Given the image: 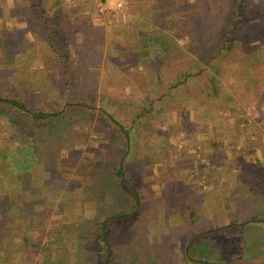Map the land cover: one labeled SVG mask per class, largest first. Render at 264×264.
<instances>
[{"label":"rangeland","instance_id":"obj_1","mask_svg":"<svg viewBox=\"0 0 264 264\" xmlns=\"http://www.w3.org/2000/svg\"><path fill=\"white\" fill-rule=\"evenodd\" d=\"M7 1L4 4H13V0ZM95 1L96 17L92 18V7L88 5L90 3H84V0H76L78 4L84 3L80 6L81 13L78 15L85 17L86 22H92V27L101 28L106 38L104 37V42L97 45L89 43L81 46L78 39L69 44L74 57V65L70 71L73 78L72 92L76 96L79 89L87 93L95 91V100H91L90 103L97 102L96 108L102 106L108 108L127 126L132 123V117L140 108L146 109L142 121L150 120L148 126L138 125L130 131L131 142H128L122 156L123 164L125 161L128 169L131 172L136 171L140 176L139 197L147 200V203L158 196L171 199L174 191H170L168 185L172 182L180 186L181 192L190 191L191 189L184 188L185 184L182 181L172 176L177 163L182 160L177 158L181 156L182 162L189 165L190 148H192V152L198 156L199 170L204 164L212 165L209 162V152L213 150L210 148V141L220 132V129L216 130V126L225 128L223 134H235L240 131L242 134L255 135L253 133L255 130L256 134L262 136L264 124L261 118L264 116V104L259 107L255 103L252 83L253 79H260L261 90H264V0H250L244 7L246 10L254 9V13L249 16L250 32L253 33V42L261 41V44L260 49L251 58L262 65L249 73L247 62L251 59H245L242 54L244 51L249 55V48H245L240 40H236L233 50L224 56L222 70L208 68L200 78H190L187 85L175 87L176 89H172V95H168L169 102L164 101L166 87L177 76L178 64L182 67L178 60L176 62L177 57L185 62V66H189L197 54L187 51L182 58L180 54L177 56L174 52L163 53L170 57L160 66L161 78L155 74L156 70L153 71L151 68V71L146 73L149 77L141 81L139 75L145 70L139 64L137 55L139 47L141 48L143 44V36L139 31L146 30L149 24L144 13L146 11L150 22L151 4L148 0H124L123 6L118 7L116 5L118 0ZM181 1L186 3V0ZM187 2V9L193 14V22L190 23L195 25L201 23L209 25L210 19L200 20L198 16L203 13L208 17L214 10H220L226 15L231 4V0H188ZM100 4L105 6L103 12L99 10ZM6 6L4 5L7 14ZM174 12L180 13L181 10L175 8ZM182 13L183 11L179 15L182 16ZM74 14L70 13L71 16ZM20 18L23 19L24 15L21 14ZM114 19L117 21L116 28H104L113 24ZM5 20V17H0V28L5 26ZM179 24L180 21L176 23L178 26ZM202 24L195 26L200 31V35L195 38L201 39L209 35ZM176 25L174 29L167 31L168 34L176 32ZM131 33L134 37L132 42L129 46H124L129 53L128 62L124 61L125 50L110 45V41L122 40ZM210 33L212 41H215L217 35ZM245 36L247 37L246 34ZM164 37L167 38L165 35ZM186 38H178V40L184 45ZM147 40L151 44L149 49L160 64L158 45H153L154 42ZM194 42L197 46L200 45L199 41ZM21 45L23 49L26 48L23 42ZM36 48L37 56L31 62H28L29 56L24 57L23 62L28 64V68L23 67L21 70L23 72L24 69L28 70L31 67L36 69L38 78L33 81V86L42 91L51 88L50 77L40 67L43 65L41 57L45 47L39 43ZM19 49L20 45L17 50L20 51ZM84 55L86 58H83ZM147 58L149 60L152 57L147 56ZM14 76L16 75L11 77ZM215 77L220 89L219 92H215L216 100L210 102L204 98L202 91L208 85L214 87L212 78ZM64 87L65 84L59 81L51 91L45 92L49 101L55 106L62 105L64 108V117L56 121L54 130L45 125L34 128L35 134L29 135L24 132L29 128V124H23L19 132V124L12 123V119L18 118L8 117L4 110L0 111V264H77L78 254L81 259L90 256L86 249L88 246L84 245L86 239L81 240L83 243L79 245L76 241L79 242L78 235L82 236L79 233L80 227L84 228L85 223H88V219L95 213L125 214L140 210L144 212V208L146 212L150 207L148 204L137 205L133 211L120 212L131 192L128 190L123 192L113 182H106L105 178L108 177L110 166L101 158L94 157L95 140L102 139L100 132H94L98 111L90 114L91 112L83 107L75 110L65 109L64 103L68 100L61 96L62 93L65 95ZM247 94L251 96L249 102L244 99ZM245 118L249 127L243 120ZM50 120L53 124L54 118ZM13 126L16 127V131L11 134L8 132V127ZM253 126H255L254 130ZM167 131L176 133L165 140L167 148L171 149L167 156L171 161L168 166H164L165 168L160 163L163 169L160 171L158 167L160 154L157 151L160 143L159 134ZM147 138L151 140V145L148 141L144 142ZM120 142V136L114 135L111 142L106 143L102 148L106 153L111 154L113 149L118 148ZM186 147L190 148L181 149ZM145 148L147 150L144 152ZM149 150L151 152L147 153ZM231 155L230 162L242 164L243 159L253 158L254 153H238L234 156L230 147L223 150L224 158ZM257 155L260 156L259 152ZM259 158L264 161V153ZM228 159H226L227 164ZM215 161L217 163L218 159ZM4 163L9 167L8 169L1 167ZM99 171L102 174H99ZM198 173L195 191L202 198L198 205L199 212L202 215L208 214L202 217L204 220L209 219L207 222L210 221L208 234L215 236L210 237L213 238L211 240L216 246L215 253H211L213 258L220 264H264V223L243 229L228 227L230 212L242 209L244 202L248 201L250 204L255 201L254 205L260 211V217L264 219V186L260 188L258 194L252 193L251 200L250 197L245 200L241 185L235 186L233 181L230 182L231 184L228 183V187L223 182V177L217 173L213 175L215 179L204 178L203 174L208 175L205 172L198 171ZM211 181L214 183L211 184ZM205 184L213 187L208 188ZM187 188L191 187L187 186ZM229 194L233 198L231 205L225 197ZM210 213L215 217H211ZM217 230L221 232L218 233ZM114 235L122 236L117 232ZM252 245H256V248L251 247ZM244 248L252 249L249 250L252 251L250 259L246 258Z\"/></svg>","mask_w":264,"mask_h":264},{"label":"trees","instance_id":"obj_2","mask_svg":"<svg viewBox=\"0 0 264 264\" xmlns=\"http://www.w3.org/2000/svg\"><path fill=\"white\" fill-rule=\"evenodd\" d=\"M146 1V0H144ZM151 4L149 10L150 22L148 11L144 12L147 16L146 30H140L139 34L143 36L142 47H139L137 55L139 56V64L144 68V72L140 76V80L144 81L147 76V72L156 70L155 74L161 78L160 66L164 64L171 52L176 53V55L182 58L185 57L187 51H193L196 55V58L190 63L189 66H185L184 61H180L177 57V60L181 63L178 64V74L175 77L174 81L169 83L166 87V96L165 102H169L168 95L173 93L172 89L175 87H182L189 83L190 78L201 77V74L206 72L208 68L221 69L224 66V56L228 55V52H231L234 48V43L236 40H240L242 45L246 48H249V55H246L244 51L242 54L245 59L249 60L247 62L248 71L258 68L262 64H257L252 60L251 56L260 49L261 41L253 42V33L250 32V21L249 16L254 12V9L246 10L245 4L249 3L250 0H231L229 10L226 15L220 10L211 11L208 17L205 14L199 15V19H210L209 25H203L206 28V31L209 32V35L205 38H195L200 35V31L195 26H201V24H192L193 14L187 9L186 3L181 0H148ZM8 2L7 0H0V17L6 18L5 26L0 28V111L4 110L7 113L8 117L15 116L18 119H12V123L19 124V132H21V126L23 124L28 125L29 128L24 130L25 134L34 135V128L40 126H48L51 130H54L56 126V121L63 116L64 108L61 105L60 107L55 106L51 101L46 98L45 92L51 91V88L54 87L56 83L62 81L65 84L63 89L65 95L61 94L62 98H66L68 101L65 102V109L71 108L73 110L78 108H86L91 113L94 114L95 111H98L96 117V123L94 126V132H100L102 139L95 140L96 146H93V154L96 158H101L103 162L109 164L110 172L108 177L105 178L106 182H113L114 185H118L123 192L128 190L131 192V196L126 198L124 206L120 208V212L133 211L139 203V180L140 176L136 174V171L131 172L128 168V165L123 164L122 156L126 151L128 142H131L130 131L135 129L136 126L142 125L147 127V123L142 121L146 109L140 108L136 114L132 117V123L127 126L119 118H117L113 112L105 107H97V102L94 104L90 103L91 100H95L93 92H82L81 89L76 92V96L72 92L73 86L71 82L73 78L71 77V69L74 65L73 53L71 51V42L78 39L81 42V46L87 45L89 43H95L96 45L104 42L106 35L101 31V28L96 29L92 27V22H86L85 17L78 15L81 13L80 6H83L84 3H90L89 6L92 7V18L97 16L95 0H84L83 4L76 3V0H13V4H4ZM4 5L7 9V14L4 8ZM78 7V8H77ZM251 8L253 6H250ZM177 8L183 11V15L180 13L174 12V9ZM245 10V11H244ZM73 12L74 16H71L70 13ZM21 14L24 15V18H20ZM116 19V18H115ZM114 19V23L104 27V28H116L117 21ZM180 21L179 26L176 25ZM176 25V32L173 34H168L167 31L174 29ZM103 30V28H102ZM213 32L217 35V39L212 41L211 33ZM247 35V37L245 36ZM132 33L131 35H126L122 40L110 41V45H116L117 49H126L124 46H129L132 42ZM164 35L167 37L165 38ZM105 37V38H104ZM187 37L186 43L181 44L178 38ZM108 38V36H107ZM153 45H158V52L161 59L160 64L156 61L154 54H152L151 44L148 43L147 39ZM199 41L200 45L197 46L194 41ZM252 41V42H251ZM263 41V40H262ZM25 44L26 49L36 48L39 43L44 45V54L41 57L42 64L40 67L45 70L46 75L50 77L49 83L51 88L47 90H38L31 88L29 80L27 77H22L15 82L11 83L10 77L17 74V71L11 68V64L16 62V54L18 51V46ZM251 42V43H250ZM249 44L250 46H245ZM17 48V49H16ZM164 53V54H163ZM91 55V54H90ZM152 55V56H151ZM124 61L129 62V53L125 50L123 53ZM147 56L152 57L148 60ZM92 58V55L90 56ZM83 58H86L84 55ZM31 59L28 58V62ZM18 68L23 67L28 68V64L21 61H18ZM32 65V63H31ZM52 72V73H51ZM18 75V74H17ZM155 77V75H153ZM59 77V78H58ZM214 87H209V85L203 89L202 93L204 98L208 99L210 102H214L219 92V84L217 83V78H212ZM149 80V79H148ZM200 81V79H199ZM261 80L253 79L252 89L254 90V100L255 103L261 107L264 104V90H261ZM48 83V84H49ZM264 86V85H263ZM67 89V90H65ZM189 90V89H188ZM84 91V90H83ZM244 99L246 101L251 100V96L247 94ZM53 101V100H52ZM225 108V107H224ZM153 110V109H152ZM54 118V123L52 124L50 119ZM146 118V117H145ZM246 122V125L249 127L247 118L243 119ZM264 124V116L261 118ZM29 122V123H28ZM11 123V122H10ZM91 125L90 123H87ZM18 127V125H17ZM92 127V125H91ZM134 127V128H133ZM216 130L220 129L217 136L215 135L214 139H211L210 148L213 150L209 152L211 164L210 169L216 168L219 172V175L223 177V182L229 187L230 182H233L235 186H242V195L246 199L250 197L253 193H259L260 188L264 186V161L260 160L257 156L258 149L261 151L264 150V140L260 134H256L255 126H253V133L257 135L256 138H253V134H248V138L242 142V146L237 147L241 142L242 133L239 131L236 133V136L233 137V144L229 141L227 144L224 140L223 133L225 131L224 127L216 126ZM128 129V130H127ZM50 131V130H49ZM222 131V132H221ZM117 133V134H116ZM176 132H164L160 133V143L157 147V151L164 150L167 147L165 142L167 137L172 136ZM119 135L121 142L118 148L113 149L112 153H106L105 149L103 150V145L110 143L113 136ZM161 137H164L161 139ZM253 145V158L243 159L241 163H233L231 166L226 163V158L222 156L223 150L230 147L232 154L237 155L238 153L245 154L247 145ZM98 147V148H97ZM72 149V148H70ZM248 149V148H247ZM211 150V149H210ZM259 150V151H260ZM92 152V150H90ZM248 151V150H246ZM248 151V152H251ZM256 151V152H254ZM59 155V154H58ZM58 157V156H57ZM224 158V159H223ZM216 159L218 162L216 163ZM225 160V161H224ZM235 165V166H234ZM8 169L9 167L5 166V163L1 166ZM201 173L205 171V164L200 168ZM102 174L101 171L98 172ZM98 174V175H99ZM139 176V177H138ZM172 176L176 178L173 174ZM175 181V180H174ZM194 181V180H193ZM170 191H174L172 194L173 202L175 208H180L182 214H191L194 218V223L198 224L197 226L193 225L191 228L192 236V247L189 248V256L194 258L199 256V261L195 264H220L219 261L213 258L211 253L206 252L205 248L199 247V251L195 249L196 240L194 237L197 236V241L199 244L202 242L205 243L209 241L212 242L214 235H209L208 228L210 221L202 219H197V210L196 203L201 201L202 198L199 197V194L191 189L188 192H181L180 186L175 182H172L171 185H168ZM254 190V191H253ZM120 191V190H119ZM164 190H162L163 192ZM130 194V193H128ZM227 201H230L232 204L233 198L231 194L225 196ZM168 198V197H167ZM121 199V198H120ZM170 199V198H169ZM255 202V201H254ZM254 202L250 201L244 202L242 209L234 210L230 212V223L228 227L235 228H250L264 223V219L260 217V211L256 209ZM239 205V204H238ZM241 205V204H240ZM247 205V206H245ZM254 205V206H252ZM168 204L166 205V207ZM154 207V206H152ZM151 207V208H152ZM171 207V206H169ZM142 209V208H141ZM144 208V212H145ZM149 210V209H148ZM169 210H172L169 209ZM137 211L136 213H141ZM118 212L112 213H95L91 218L88 219V223H85L84 228L80 227V232L82 236L78 235L79 242L76 241V244H82L83 239H86L84 242L88 255L85 259H81L78 254L76 263L77 264H106L109 251L112 249L110 245V234L104 231L105 223L109 215H116ZM86 220V219H85ZM119 221L113 219V222ZM126 221V222H125ZM123 223H129L127 219ZM230 229V228H229ZM221 232V230H217ZM214 236V237H213ZM213 237V238H210ZM205 247V246H204ZM251 247L256 248V245ZM252 249L244 248L246 252V258L250 259V254ZM108 264H112L108 261Z\"/></svg>","mask_w":264,"mask_h":264},{"label":"crops","instance_id":"obj_3","mask_svg":"<svg viewBox=\"0 0 264 264\" xmlns=\"http://www.w3.org/2000/svg\"><path fill=\"white\" fill-rule=\"evenodd\" d=\"M20 51H18L16 54V62L15 64L12 63L10 66L12 69L17 71L16 76L10 77L11 83L15 82L18 79H22V77H27L29 80L30 87H33V81L37 79V72L36 69L31 67L28 70H25L22 72L21 69L17 67V62L21 61L23 62V58L26 56H29L31 59L30 61L35 58L37 48H30V49H23L22 45H20ZM35 52V53H33ZM33 56V57H32ZM33 65V64H32ZM33 68V69H32ZM21 70V71H20ZM16 131V127H8L9 133H14ZM40 132H37L39 134ZM224 140L226 144L228 141L233 142V137L236 136V133L231 134H223ZM152 137V136H150ZM148 137V138H150ZM253 138H256L257 135H252ZM146 139L144 142L148 141V144L151 145V140ZM248 138V134H242L241 136V142L238 144L242 146V140H245ZM262 138L264 140V133H262ZM233 144V143H232ZM146 147V146H145ZM248 147H251L250 149H247ZM190 147L181 148L182 150L189 149ZM246 150L251 151L253 150V145L249 144L247 145ZM147 149L145 148L143 151L145 152ZM246 154H250V152L246 151ZM260 154L257 155L258 157H261V154L264 153L263 151H259ZM171 151L169 148H165L164 150L159 151V170L162 171L163 168L168 166L169 162L171 160H168L169 157L168 153ZM193 149L190 148V164H185L183 161V158L179 156L177 160L182 159L180 162L177 163V168L175 169L174 176L179 179V181H182L185 184V189H194L197 186V180H198V171L199 168V162H198V156L192 152ZM149 150L147 153H150ZM256 152V151H254ZM258 152H256L258 154ZM253 153V151H251ZM161 154H164L162 157ZM146 155V154H144ZM150 155V154H149ZM162 159H161V158ZM226 159L229 161V165L231 166L233 163L230 162L231 156H225ZM244 157V156H243ZM234 158V157H233ZM209 162L211 164V159L209 157ZM165 166V167H164ZM205 173L208 175L203 174V177L207 179L213 178L216 175L215 173L219 174L218 170L216 168L210 169L209 166H205ZM203 179V178H202ZM215 179V178H213ZM194 180V181H193ZM207 181V180H206ZM208 182V181H207ZM192 183V184H190ZM211 184L214 183V181L210 182ZM231 184V183H230ZM192 185V186H191ZM206 185V184H205ZM187 186H190L191 188H187ZM208 188H212V185H206ZM187 191V190H185ZM253 193V192H252ZM255 194V193H253ZM148 204L150 207L147 209L146 212L136 213H125V214H116V215H109L107 218V222L104 226V231L108 234H110V245L111 250L109 251L107 263L108 261L112 264H195L200 259L199 256H195L194 258H191L189 256V248L192 247V232L191 228L193 225L197 226L198 224L194 223V218L191 214H182V211H180V208L176 209L174 206L173 199H169L167 197L158 196L155 198H152L147 203V200L144 198H139L138 205H145ZM168 206L166 207V205ZM200 203L197 201L196 203V210H197V219H200V216L206 217L208 214L202 215V213L199 212V206ZM154 206V207H152ZM171 206V207H169ZM152 207V208H151ZM172 210H169L171 209ZM211 214V213H210ZM211 217H215L214 214H211ZM119 220L113 222V219ZM127 219L129 223H123ZM126 222V221H125ZM114 227V228H113ZM121 233L122 236H117V238L114 233ZM194 240H196L195 243V249L197 252L199 251V247L205 248L206 252H214L215 253V244L212 240V244L208 241L205 243L199 244V240L197 241V236L194 237ZM205 246V247H204Z\"/></svg>","mask_w":264,"mask_h":264},{"label":"built area","instance_id":"obj_4","mask_svg":"<svg viewBox=\"0 0 264 264\" xmlns=\"http://www.w3.org/2000/svg\"><path fill=\"white\" fill-rule=\"evenodd\" d=\"M123 2H124V0H118L117 3H116V5L118 7H121V6H123ZM104 7L105 6H101V4H100V8H99L100 12H103L104 11V9H105Z\"/></svg>","mask_w":264,"mask_h":264}]
</instances>
